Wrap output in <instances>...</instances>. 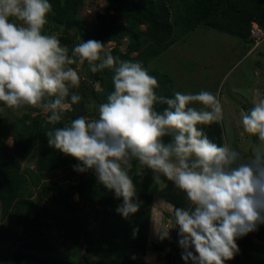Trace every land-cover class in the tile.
Returning a JSON list of instances; mask_svg holds the SVG:
<instances>
[{"label":"clouds","instance_id":"1","mask_svg":"<svg viewBox=\"0 0 264 264\" xmlns=\"http://www.w3.org/2000/svg\"><path fill=\"white\" fill-rule=\"evenodd\" d=\"M51 11L49 0H0V115L29 107L46 114L53 125L46 131L48 146L75 158V171H93L122 198L115 211L125 219L139 209L129 174L133 162L150 169L157 184L163 176L185 194L186 206L169 205L166 226L154 221L159 238H169L178 226L186 264L233 259L239 252L236 240L264 225V97L240 111L243 134L259 141L244 156L227 143L213 142L201 127L223 120L218 93L157 95L158 81L142 62L114 56L97 40H80L69 49L57 34H43ZM250 37L252 49L263 42ZM85 62L92 73L111 69L113 90L96 117L78 116L56 127L82 100L71 89L79 88L77 68ZM157 104L166 107L157 110Z\"/></svg>","mask_w":264,"mask_h":264},{"label":"trees","instance_id":"2","mask_svg":"<svg viewBox=\"0 0 264 264\" xmlns=\"http://www.w3.org/2000/svg\"><path fill=\"white\" fill-rule=\"evenodd\" d=\"M105 1L104 11L96 13V22L89 23L80 15L85 0H49L52 11L43 34L50 35L59 26L56 34L69 49L80 40H97L114 56L142 62L158 81L156 94L167 97L175 92L174 79L153 68L151 62L199 25L240 35L246 43H252L253 22L264 30V0H177L172 4L167 0ZM108 42L114 44L108 46ZM77 70L81 82L71 91L79 92L82 100L56 127L78 116L96 117L98 108L91 110L88 104L99 106L113 90L111 69L92 73L85 62ZM164 107L156 105L157 110ZM52 127L46 114L30 107L21 116L0 115V251L8 249V260L0 259V264H149L144 258L157 259L159 252L164 253L166 264H174L179 227L171 229L173 240L167 248L154 242L152 212L145 206L151 196L152 200L161 199L167 212L159 216H165L167 222L171 219L169 205L186 206L185 194L163 176L159 184L155 183L151 170L134 161L129 174L136 188L133 202H139V209L125 219L115 211L122 198L117 199L113 191L100 184L93 171H75L79 163L75 158L48 146L46 131ZM201 127L213 142L227 143L222 121ZM9 137H13L12 147L7 144ZM46 198L50 204L43 203ZM99 216L98 225L91 228L89 222ZM122 223L126 227L120 230ZM134 229H138L135 238ZM49 230H56L63 243H69V254L58 250L47 235ZM8 242H12L10 247ZM237 242L241 253L264 255V225L259 226L255 237L248 233Z\"/></svg>","mask_w":264,"mask_h":264},{"label":"rangeland","instance_id":"3","mask_svg":"<svg viewBox=\"0 0 264 264\" xmlns=\"http://www.w3.org/2000/svg\"><path fill=\"white\" fill-rule=\"evenodd\" d=\"M176 2L177 0H167L169 4ZM105 4V0H85L80 15L89 23H95L96 13L104 11ZM59 31L53 33L56 34ZM113 44V42H110L107 45L111 46ZM252 46L251 42L246 43L240 35L199 25L184 39L176 42L151 62L153 68L168 73L174 79L175 92L196 94L201 90H205L218 93L223 107L222 122L226 130L227 144L247 156L251 154V145L258 144L259 141L256 137L243 134L242 126L239 123V114L241 110H250L254 106V102L264 97V40L256 49H252ZM96 88L100 89L101 87L96 84ZM88 107L91 110L95 107L98 108L97 105L95 106V102H90ZM4 113L21 116L23 111L15 112L5 109ZM7 144L10 147L13 146V137L7 139ZM31 167H34V165L31 164ZM76 197L75 200H77ZM148 200L149 203H146L145 208L151 209L153 222L155 221L161 226L168 225L169 221H164L165 216L164 219L159 216L165 215V212H167L166 209L162 208L164 202L161 199L152 200V196ZM43 203L50 204V201L46 198ZM134 203H137V201L135 200ZM137 204L139 205V202ZM99 221L100 216L92 218V221L89 222L90 227L95 228ZM2 224V205L0 202V225ZM123 227H126L124 223L121 227L119 225L120 230ZM151 230L156 234L153 238L154 242L159 241L164 248H167L172 242L171 229L167 239H160L157 236L154 223ZM255 233L256 231L249 234L255 237ZM47 235L64 255L72 251L69 243L64 244V238L57 236L58 232L56 230H49ZM176 241H178V247L176 245L174 264L186 263L181 256L183 249L179 245V238ZM11 243H7L8 247L11 246ZM236 243L238 245L237 240ZM191 250L195 254L194 248ZM7 252L8 249L6 248L3 249V252L0 251L2 261L8 260L6 257ZM144 261L151 262L149 264H166L167 262L163 252H159L157 259L151 256L145 257ZM85 264L91 263L85 262ZM225 264H264V255L257 252L241 253L239 248V252L233 259L225 261Z\"/></svg>","mask_w":264,"mask_h":264},{"label":"built area","instance_id":"4","mask_svg":"<svg viewBox=\"0 0 264 264\" xmlns=\"http://www.w3.org/2000/svg\"><path fill=\"white\" fill-rule=\"evenodd\" d=\"M251 35L257 39L258 43L264 39V31L258 25L252 27Z\"/></svg>","mask_w":264,"mask_h":264},{"label":"water","instance_id":"5","mask_svg":"<svg viewBox=\"0 0 264 264\" xmlns=\"http://www.w3.org/2000/svg\"><path fill=\"white\" fill-rule=\"evenodd\" d=\"M59 29H60V27H59V26H57V27H56V30H59ZM175 227H176V226H175Z\"/></svg>","mask_w":264,"mask_h":264}]
</instances>
